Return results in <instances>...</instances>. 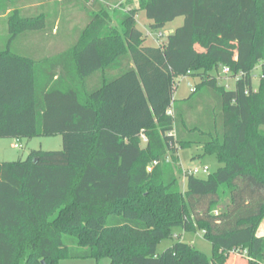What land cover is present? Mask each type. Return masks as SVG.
Here are the masks:
<instances>
[{"label": "trees", "instance_id": "1", "mask_svg": "<svg viewBox=\"0 0 264 264\" xmlns=\"http://www.w3.org/2000/svg\"><path fill=\"white\" fill-rule=\"evenodd\" d=\"M28 1L0 0V139L60 136L62 149L0 162V264H228L232 252L264 264V0H120L112 13L54 0L82 19L68 48L42 58L27 40L58 16L19 9ZM139 11L155 32L183 25L147 45ZM220 63L232 90L218 84ZM180 77L197 81L176 103ZM191 145L219 166L182 190L170 164ZM178 228L201 231L210 258L174 239ZM163 240L174 242L158 253Z\"/></svg>", "mask_w": 264, "mask_h": 264}, {"label": "rangeland", "instance_id": "2", "mask_svg": "<svg viewBox=\"0 0 264 264\" xmlns=\"http://www.w3.org/2000/svg\"><path fill=\"white\" fill-rule=\"evenodd\" d=\"M101 3L107 2L108 4L107 9L110 13H112L111 9L112 7H116L117 4L120 2V0H100ZM134 1L132 0V3L129 5V8L133 7ZM138 5V1L137 4ZM135 5V6H136ZM118 9V8H117ZM118 11V10H116ZM119 12V11H118ZM0 20V27L3 28V24H1ZM136 23L138 26V29L143 32V35L145 37V42L147 45L156 46L159 44H163L166 42V37L168 33L171 32V29L174 30L177 27L182 26L183 24V18H176L173 20L170 24H168L164 29L158 30V31H152L150 27L148 26V21L145 17L144 12H139ZM5 30V29H4ZM173 32V31H172ZM6 32H3L0 28V44L3 45L7 38H4ZM161 34L162 36L158 38V35ZM159 40L160 42L156 41ZM30 39V38H29ZM158 42V43H157ZM213 53L215 51L213 50ZM223 63L219 65L218 67V76L220 74L221 77L218 78V84H222L221 80L225 79V75L223 74L222 68ZM254 78H253V86L255 89L258 88L259 78H260V70L258 67L254 69ZM228 77H232V73L227 75ZM197 80L191 77H180L175 79V91L173 95V99H175V102L178 103L189 96L191 88L194 83ZM190 85V86H188ZM225 86V85H224ZM228 89L232 90L234 88L232 80L228 82V85H226ZM225 86V87H226ZM198 111L201 110V108L197 109ZM190 119H194L195 114L192 112L190 114ZM18 144H20V147L14 148V145L16 142L12 141L11 139H0V152L2 153V159H5V161L8 162H14L18 159L25 160L27 158V155L32 150H42L45 152L48 151H59L62 149V140L60 136H47V137H33L30 140L20 139L18 140ZM202 151H200L199 146L191 145V147H187L184 149H180L177 151V161L170 164L171 167L174 169V174L178 178V184L180 188L183 190L185 187V184L183 183V180L180 177L181 172V166L183 168H192V167H199V166H206L209 167V173L214 172L218 168V162L214 156H204V157H198L197 155L200 154ZM4 155V156H3ZM257 236L261 235L264 237V217L259 222L257 227ZM175 234L174 239H180L183 242L191 243L193 247H196L199 251H201L203 254H205L208 258L211 256L212 247L211 244H209L204 238L203 233L201 231H195L194 233L186 232L182 229L174 230ZM172 240H163L158 246L157 251L158 253L163 252L166 247L171 246ZM41 264H44L43 262ZM58 264H110L109 259L107 258H101L99 261H95L94 259H66L61 260ZM228 264H247L246 259L242 256H239L237 252H232V256L229 260Z\"/></svg>", "mask_w": 264, "mask_h": 264}, {"label": "crops", "instance_id": "3", "mask_svg": "<svg viewBox=\"0 0 264 264\" xmlns=\"http://www.w3.org/2000/svg\"><path fill=\"white\" fill-rule=\"evenodd\" d=\"M133 1H134V4L136 5L137 0H133ZM57 4L58 3L54 0H29L27 3H25L22 6V8L21 7L19 8L24 11L29 10L30 12L40 11V9L46 10L47 12L49 11V14L51 15L57 14L58 16L55 22V26L53 28L54 30L51 34H45L44 36H30V39L29 38L28 40L26 39L30 43L31 49L29 50L33 57L42 58V57H45L46 55L49 56L52 53H60L64 51L66 48H68V46L70 45L69 43L73 39L75 27L77 25H80L79 22L82 19L81 12L73 9L71 6L66 5L63 2L59 6H57ZM135 5L131 8H137L138 5L136 6ZM54 9H55V12H53ZM139 12H143V11H139ZM4 16L6 15L1 16L0 19L3 20ZM1 24H3L2 25L3 28L2 27L0 28L3 32H5L4 22L2 21ZM58 25H60V27H63V31L60 32V34L57 33ZM174 30L171 29V32L168 33V35L172 34V31ZM156 41L160 42L159 40H156ZM231 47L233 46L231 45ZM198 51L202 53V50L198 49ZM224 67L226 66H223V68ZM219 77H221L220 74H219ZM224 77L226 78L221 80L222 84L226 86L228 85V82L232 80L233 85H234L235 79L233 78V76L232 77L224 76ZM252 86H253V82H252ZM12 141L16 142L15 140H12ZM2 158H3L2 153L0 152V162L5 161V159H2Z\"/></svg>", "mask_w": 264, "mask_h": 264}, {"label": "built area", "instance_id": "4", "mask_svg": "<svg viewBox=\"0 0 264 264\" xmlns=\"http://www.w3.org/2000/svg\"><path fill=\"white\" fill-rule=\"evenodd\" d=\"M159 37H161V34L158 35V38ZM156 40H157V38H156ZM222 71H223V74L225 76H227L231 73V71L227 67L222 68ZM188 86H190V85H188ZM190 88H191V90L193 89L192 87H190ZM166 114L171 116L172 110H168ZM140 137H141L143 144L147 142L146 137H144L142 135H140ZM15 141H16V144L14 145V148L20 147V144H18L19 141H17V140H15ZM165 161L167 163H171V158L169 156H167ZM158 164H159V162L156 160H153L152 162H150L146 167L147 172L148 173L152 172L153 168L156 167ZM180 168H181L180 177L183 180V183L185 182L187 177H192V176H195V177H202L203 176L204 177V176H207L209 174V167H206L204 165L199 166V167H192L189 169L183 168L182 166Z\"/></svg>", "mask_w": 264, "mask_h": 264}]
</instances>
